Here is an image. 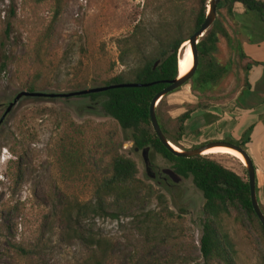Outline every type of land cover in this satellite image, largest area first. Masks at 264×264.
<instances>
[{
	"label": "rangeland",
	"instance_id": "rangeland-1",
	"mask_svg": "<svg viewBox=\"0 0 264 264\" xmlns=\"http://www.w3.org/2000/svg\"><path fill=\"white\" fill-rule=\"evenodd\" d=\"M60 1L62 10L55 27L50 28L53 2L0 0V264H23L12 244L35 243L44 217L65 192L67 184L59 178L56 155L59 141L72 123L84 128L87 143L97 145L105 141L110 131L116 130L122 144L121 154L136 162L138 178L164 195L174 214L164 225L154 228V236L145 235L153 228L149 227V231L144 228L142 217L147 212L160 213L162 206L156 197L133 212L125 211L117 219L90 220L93 233L116 249L106 264H142L151 254L154 264H211L201 253L204 194L192 178H184L177 185L163 177L161 186L148 180L141 152H135L133 143L127 140L130 134L90 98L24 97L2 121L9 104L19 93L28 92L31 83L38 86L39 92L57 94L105 87L110 78L125 70L119 62L117 41L130 36L137 23L154 11V0ZM241 15H235L239 25L256 24L255 15L244 7ZM217 18L235 34L234 22L226 8L218 11ZM262 36L263 33L257 34L258 41ZM223 43L217 56L224 63L229 54ZM233 62L229 77L205 96L200 98L187 84L166 96L159 107L161 122L172 140L180 134L178 119L187 111L192 112L176 146L179 150L188 151L223 140L241 142L248 119L257 120L251 110L264 104V88L259 94L250 92L244 105L251 109L240 107L237 99L243 87L244 62ZM255 131L254 126L251 140ZM204 156L249 180L245 164L237 158L228 154ZM151 160L159 171L173 169L172 163L154 149ZM17 164L23 171V179L14 185ZM256 175L257 196L264 212V171H256ZM68 191L83 202L93 196L92 187L84 183ZM222 229L234 245L236 264H264V234L258 225L234 216L226 220ZM47 233L52 234L51 230ZM58 234L55 232L49 242L43 264H83L88 257L85 247L79 242L63 240ZM147 244L149 254H146Z\"/></svg>",
	"mask_w": 264,
	"mask_h": 264
},
{
	"label": "trees",
	"instance_id": "trees-1",
	"mask_svg": "<svg viewBox=\"0 0 264 264\" xmlns=\"http://www.w3.org/2000/svg\"><path fill=\"white\" fill-rule=\"evenodd\" d=\"M51 2L55 7L50 28H54L62 10L61 1L36 0L38 4ZM236 3L242 4L247 12L255 15L256 24L244 27L236 22ZM209 4L210 0H154V11L150 13V19L145 15L130 36L117 41L119 62L125 70L105 84V87L122 84L145 86L113 88L83 97L90 98L96 106H101L126 134L129 133L127 140L132 142L135 148L151 146L155 152L172 163L177 174L185 179H193L205 198V221L201 238L203 259L211 264H236L234 245L222 229L226 220L234 216L244 217L250 224L258 225L264 234V226L251 202L249 181L204 155L193 158L173 155L159 140L150 117L153 99L168 87L169 82L179 76L180 52L205 22ZM222 8H226L230 14L235 25V34L233 35L226 24L217 18L200 40L197 71L188 83L193 92L200 94V98L229 77L234 60L245 64L248 59L245 43L256 44L264 40V36L260 41L257 39V34L264 35V0H221L217 14ZM222 42L229 54V59L224 63L217 56ZM252 65L253 63H247L241 67L244 81L237 99L240 107L248 109L251 107H246L244 103L248 102L252 89L249 81ZM27 89L31 93L39 92L35 83L29 84ZM165 98L157 107L158 121L166 138L178 146L185 131V123L191 118L192 112L187 111L178 119L180 134L172 140L158 114ZM98 101H101L99 105L96 104ZM253 128L254 126H250L241 135V147L244 150H247L246 144L251 142ZM84 135V128L72 123L59 141L56 163L59 178L67 184L65 192L61 196L58 193L57 204L44 217L39 239L35 243L28 246L12 244L23 264H43L49 242L55 232H58L63 240L79 242L85 247L88 257L83 264H106L116 254V249L111 243L93 233L94 228L90 220L96 217L117 219L125 211L133 212L147 205L154 197L162 209L160 213L147 212L143 215L142 226L147 230L149 227L153 228L145 232V235L154 236V228L164 225L165 220L174 216L167 206L165 196L156 192L152 186H146L138 178L139 169L136 162L121 154L122 144L118 140L116 130L110 131L105 141L98 145L87 143ZM17 166L13 176L14 185H19L23 179V171L19 164ZM80 183L92 187L93 196L89 201H80L75 194L68 191L70 188L79 187ZM260 206L263 211L261 204ZM49 230L51 235L47 233ZM148 248L147 244L146 254L150 252ZM152 256L153 254L148 258ZM148 258H144L145 262L142 264H154V258Z\"/></svg>",
	"mask_w": 264,
	"mask_h": 264
},
{
	"label": "water",
	"instance_id": "water-1",
	"mask_svg": "<svg viewBox=\"0 0 264 264\" xmlns=\"http://www.w3.org/2000/svg\"><path fill=\"white\" fill-rule=\"evenodd\" d=\"M221 0H210V4L208 7V13L207 18L203 25L201 26L200 30H198L189 40L188 44L190 45V48L193 53V66L191 70L184 76H179L169 82L168 87H166L163 91H161L159 94L156 95V97L153 99L151 107H150V117H151V124L153 127V130L157 134L159 140L161 143L175 156L177 157H183V158H193L197 156L203 155L204 152L207 150H210L215 147H228L231 149H234L235 151L242 154L245 160V167L247 168L248 172V178H249V185L251 190V202L253 205V209L258 216L261 224L264 226V213L261 209L258 196H257V175H256V167L254 165L253 159L248 154L246 150L241 148L238 145L230 144L226 142H214L209 143L204 146L198 147L196 149L188 150V151H177L174 148V144H172L163 133L160 123L158 121L157 117V107L159 106L160 102L163 98L170 95L171 93L177 91L178 89L186 86L188 83L191 82L193 77L195 76V73L197 71L198 67V45L200 43V40L206 35V33L211 29V27L214 25L216 19H217V9L218 5L220 4ZM184 57V56H183ZM181 58V52L179 55V60ZM145 85L142 84H122L118 86H110V87H98V88H92V89H85L77 92L67 93V94H57V93H44V92H21L19 93L14 100L9 104L6 113L2 119L6 118V116L16 107V105L19 103V101L24 97H37V98H72V97H78V96H86L90 94H96V93H103L107 90L113 89V88H132V87H143ZM101 101H98L96 104H100ZM1 121V123H2ZM151 146H147L143 149V159L145 162L146 167V177L148 180L155 181L158 183V185H162L161 178L166 177L169 178L174 184H181L184 181V178L176 173L171 168L162 169L159 171L155 168L154 164L152 163L150 159L151 155ZM138 151V150H137Z\"/></svg>",
	"mask_w": 264,
	"mask_h": 264
},
{
	"label": "crops",
	"instance_id": "crops-1",
	"mask_svg": "<svg viewBox=\"0 0 264 264\" xmlns=\"http://www.w3.org/2000/svg\"><path fill=\"white\" fill-rule=\"evenodd\" d=\"M234 7H235L234 9L235 12H238L236 14L234 12V15H237L239 17L243 16L241 14H242V10L244 6L240 3H236ZM243 26L250 27L251 25L246 24ZM244 48L248 55V59L246 60V62L248 63L254 62L259 65L264 64V40L256 44L255 43L254 44L245 43ZM262 70H263V67L257 66L256 64L252 65L251 71H257L258 73L259 71H262ZM256 112L258 115H256ZM251 114L254 117V119L257 118V120L250 119L251 120L250 121L248 119V116H249L248 115L246 118L248 119L247 124H248V127L251 125H254L256 128V131H255V136L253 137L251 142L247 145V150H248L249 155L253 159L254 165L256 167V171H264V104L260 106L259 108H256L255 110H251ZM260 116H262L261 120H260Z\"/></svg>",
	"mask_w": 264,
	"mask_h": 264
},
{
	"label": "bare ground",
	"instance_id": "bare-ground-1",
	"mask_svg": "<svg viewBox=\"0 0 264 264\" xmlns=\"http://www.w3.org/2000/svg\"><path fill=\"white\" fill-rule=\"evenodd\" d=\"M190 45L188 43H185L182 50H181V58L179 60V74L180 76L186 75L192 68L193 66V56L191 52ZM184 56V57H183ZM174 148L179 151V149L174 145ZM211 155V154H228L231 155L238 160H240L242 163L245 164L244 157L242 154L239 152L235 151L234 149L228 148V147H215L210 150H207L206 152L203 153V155Z\"/></svg>",
	"mask_w": 264,
	"mask_h": 264
},
{
	"label": "flooded vegetation",
	"instance_id": "flooded-vegetation-1",
	"mask_svg": "<svg viewBox=\"0 0 264 264\" xmlns=\"http://www.w3.org/2000/svg\"><path fill=\"white\" fill-rule=\"evenodd\" d=\"M261 67H263V70L262 71H259L258 73H257V71H251L252 70V68H251V72H249V81H250V83H251V86H252V89H251V92L253 93V92H256V91H258V94L259 93H262V91H263V88H264V65L263 64H261L260 65ZM251 126H254V125H251ZM250 127V126H249ZM248 127V128H249ZM247 128V129H248ZM246 131V130H245ZM244 131V132H245ZM243 134V133H242ZM241 138V137H240ZM220 142H226V143H230V144H235V145H238V146H240L241 147V143L242 142H238V141H236L235 143H233V142H227V141H220ZM209 144V143H208ZM134 145V144H133ZM206 145V144H205ZM247 145L248 144H246V148H247ZM204 146V145H203ZM201 147V146H200ZM146 148V147H145ZM242 148V147H241ZM134 149H135V152H137V153H139V152H141V154H142V151H143V149H139V148H135L134 147ZM153 149V148H152ZM138 150V151H137ZM152 151V150H151ZM247 152H248V150H246ZM249 154V153H248ZM142 158H143V154H142ZM150 159H151V155H150ZM152 161V160H151ZM143 163H144V167H145V162H144V159H143ZM145 172H146V167H145ZM162 179V178H161ZM166 179V178H165ZM167 179H169V178H167Z\"/></svg>",
	"mask_w": 264,
	"mask_h": 264
}]
</instances>
